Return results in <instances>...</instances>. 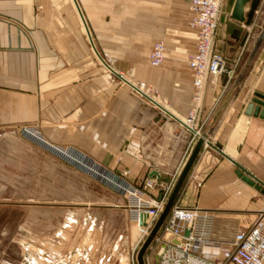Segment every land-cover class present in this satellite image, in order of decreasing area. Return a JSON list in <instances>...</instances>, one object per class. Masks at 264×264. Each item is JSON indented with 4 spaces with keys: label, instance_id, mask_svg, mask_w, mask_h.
<instances>
[{
    "label": "crops",
    "instance_id": "obj_1",
    "mask_svg": "<svg viewBox=\"0 0 264 264\" xmlns=\"http://www.w3.org/2000/svg\"><path fill=\"white\" fill-rule=\"evenodd\" d=\"M189 1L65 0L57 9L68 16L37 20L36 0H0V137L13 138L16 128L34 127L47 144L76 149L114 173L128 171L133 186L160 198L158 184L175 177V185L199 139L184 125L193 107L187 60L196 43ZM234 1L222 0L213 49L228 69L236 62L239 66L231 79L224 74L205 83L196 115L202 133L264 25V0L244 6L243 22L232 18ZM157 41L164 44V62L153 68L148 56ZM254 94L264 96V43L173 206L200 211V227L212 241L230 243L260 213L264 216V195L236 174L241 171L264 189V117L245 113ZM148 179L157 186L144 189ZM109 199L103 204L111 208V217L132 224L126 202L113 192ZM73 205L66 204L62 231L76 226L94 236L102 229L99 197ZM116 237L105 253L93 239L87 246L59 251L49 240L51 246L41 255L55 261L51 264H98L109 256L110 264H127L131 237L125 232ZM27 252L21 264L40 261L39 251Z\"/></svg>",
    "mask_w": 264,
    "mask_h": 264
},
{
    "label": "built area",
    "instance_id": "obj_2",
    "mask_svg": "<svg viewBox=\"0 0 264 264\" xmlns=\"http://www.w3.org/2000/svg\"><path fill=\"white\" fill-rule=\"evenodd\" d=\"M222 0H190L189 27L195 32L196 43L194 52L188 56L187 64L192 75V103L193 107L184 121L185 128L191 132L192 138L201 137L202 128L196 123V115L201 101L205 83L214 81L226 74L230 79L235 75L239 63L227 68L226 59L214 51L213 43L218 28V16ZM103 60L110 63V59L103 55ZM105 62V63H106ZM164 62V44L157 41L149 52L150 67H160ZM110 66L107 64V68ZM110 69V68H109ZM21 132L43 148L52 152L65 164L73 167L98 182L126 202L129 218L139 232V241L144 243L154 227L158 217L164 210L169 195L174 187L175 177L168 184H158L162 194L158 199L146 196L144 190L133 186L128 180V171L114 173L76 149L57 147L47 144L34 127L21 126ZM131 149H127L130 153ZM157 186L155 179L144 182V189ZM196 187H201L199 182ZM201 212L173 207L170 217L157 234L148 250L156 251L157 264H263L264 263V216L260 213L253 223L238 232L230 243L209 240L205 236V227L199 218ZM154 246V248H153ZM211 248L214 251L209 253ZM147 250V251H148ZM217 251V254L216 252ZM146 255V254H145ZM145 260V257H144ZM111 256L105 262L110 264ZM121 264L116 260L111 264ZM51 264L50 262H46ZM127 264H134L133 261Z\"/></svg>",
    "mask_w": 264,
    "mask_h": 264
},
{
    "label": "rangeland",
    "instance_id": "obj_3",
    "mask_svg": "<svg viewBox=\"0 0 264 264\" xmlns=\"http://www.w3.org/2000/svg\"><path fill=\"white\" fill-rule=\"evenodd\" d=\"M59 2L65 0H36L35 18L68 16V11L57 9ZM91 195L101 201L102 229L94 236L83 233L81 227L76 226L62 231L66 204L74 206ZM110 196L111 190L65 164L24 135L20 127L15 129L13 138L0 137V264H21L23 259H28L25 257L27 251H39L40 256L36 258L40 261L22 264L55 263L45 259L41 249L44 251L51 244L56 245L57 251L72 249L76 245L80 248L92 243V239L96 248L105 253L121 232L130 235L133 245L128 258L137 264L136 255L142 246V242H138V229L122 217H111L110 210H107L111 208L103 204L111 203ZM60 232L62 239L57 237ZM59 242L61 246L57 245ZM144 261L145 264H157L156 251L149 249Z\"/></svg>",
    "mask_w": 264,
    "mask_h": 264
},
{
    "label": "water",
    "instance_id": "obj_4",
    "mask_svg": "<svg viewBox=\"0 0 264 264\" xmlns=\"http://www.w3.org/2000/svg\"><path fill=\"white\" fill-rule=\"evenodd\" d=\"M250 0H235L233 9H232V18L236 21L243 22L244 21V14H243V8L246 4L249 3ZM254 5L252 4V8L250 11V15L253 14ZM264 43V25L256 38L253 41L252 47L246 56L242 66L240 67L236 77L234 78L230 88L228 89L227 93L223 97L222 101L218 105L215 113L213 114L208 126L204 129L201 137L196 142V145L189 156L187 162L185 163L181 173L179 174V177L172 189V192L170 193V196L166 202V205L164 207V210L158 217L154 227L152 228L149 236L146 238L142 246L140 247L137 255H136V262L137 264H145L144 257L147 253V250L149 246L152 244L154 238L156 235L160 232V229L162 228L163 224L167 220L169 214L171 213V210L174 206L175 200L196 160V158L199 155V152L205 142V140L208 138L211 130L213 129L214 125L218 121L219 117L229 104L230 100L232 99L236 89L238 88L239 84L241 83L243 77L245 76L246 72L248 71L250 65L252 64L254 58L256 57L259 49L261 48L262 44ZM245 113L247 115H258L264 117V96L260 94H254L252 99L250 100V103L248 104ZM236 174L239 178L242 179L243 182H245L247 185L254 187L257 191H259L262 195H264V189L261 188L258 184H256L252 179H250L248 176L244 175L241 171L237 170Z\"/></svg>",
    "mask_w": 264,
    "mask_h": 264
}]
</instances>
